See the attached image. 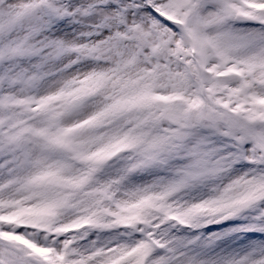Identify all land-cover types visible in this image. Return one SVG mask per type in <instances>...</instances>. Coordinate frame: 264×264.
Returning a JSON list of instances; mask_svg holds the SVG:
<instances>
[{"label":"snow or ice","instance_id":"6c2138e0","mask_svg":"<svg viewBox=\"0 0 264 264\" xmlns=\"http://www.w3.org/2000/svg\"><path fill=\"white\" fill-rule=\"evenodd\" d=\"M0 264H264V0H0Z\"/></svg>","mask_w":264,"mask_h":264}]
</instances>
